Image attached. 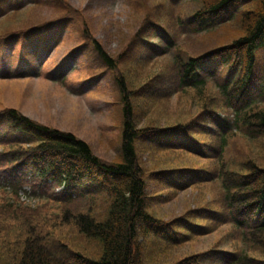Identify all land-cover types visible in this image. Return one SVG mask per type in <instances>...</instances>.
Instances as JSON below:
<instances>
[{
  "label": "rangeland",
  "instance_id": "374dc122",
  "mask_svg": "<svg viewBox=\"0 0 264 264\" xmlns=\"http://www.w3.org/2000/svg\"><path fill=\"white\" fill-rule=\"evenodd\" d=\"M14 4H18L19 12L11 13L7 20L2 18L6 15L5 10ZM245 7L240 2L234 5L229 10L232 12L229 20L235 22L239 11ZM153 9L160 14L171 11L174 23L169 19L160 27L151 24L145 30L147 17L155 14ZM192 9L191 3H173L172 0H0V42L6 38L3 36L7 31H16L11 36L12 41L5 43V46L0 44V52L13 53L10 65L12 74L0 73V233L7 234L13 230L9 231L12 237L6 240L7 249L11 251L6 253L7 257L15 259L20 254L22 240L29 229L34 233H47L57 241L62 238L79 250L92 248V245L71 224L61 225L64 227L55 230L51 228V216L56 206L54 201H41L39 196H26L23 192L16 195L2 185L5 180L10 184L18 183L17 175L10 174L18 162H10L7 157L13 148L22 147L9 139L11 134L8 132L9 121L4 116L5 111L14 108L37 122L72 132L86 140L103 161L114 163L119 160L122 142L123 94L117 78L123 74L129 82V93L135 92L136 95L135 119L139 127L159 126L164 129L176 123L192 124L196 120L194 127L199 131L200 138L197 148L204 151L189 152L179 147L163 149L157 146L164 145L169 136L164 137L161 143L153 138L147 142L140 141L143 143L139 151L144 155V166L150 171L146 172V176L151 173L157 176L148 181L147 189L148 195L153 197L155 215L168 221L189 215L191 210L197 208L220 207L222 189L213 183L187 184L178 190L171 187L184 184L192 170L199 175L200 170L211 171L215 167L217 157L210 147L215 148L217 138L210 131L200 132L204 126L199 127V124L212 125L211 121L215 120L217 114L224 116L232 113L226 109L224 97L215 85L209 83L203 89L181 88L178 85L174 55L187 59L211 50L210 53H214L216 49L230 45L240 30L234 22L202 34L192 33L189 28L185 30L180 25L181 19L186 18L185 15ZM151 19L152 22H161L156 17ZM45 23L53 26L43 31L41 25ZM32 26L39 28L37 32L26 33V29ZM23 34L26 38L22 37ZM91 37L100 41L105 50L125 66H108L95 51ZM262 39L264 44V37ZM38 40H41V47L35 45ZM19 41L23 46L26 44L25 47L30 46L28 51L33 53L29 55V61L22 63L26 73H18L22 61L15 62V53L20 50ZM147 42H150V47L144 45ZM261 46L259 69L253 76L251 91L254 94L258 87L263 91L261 107L264 109V45ZM38 49L40 51L36 52ZM211 58L204 56L206 67L201 73L210 75L223 69L219 74L225 78L228 69L211 62ZM150 81L161 92L158 96L154 88H146ZM142 87L144 90L141 92ZM211 109L218 110V113L209 112ZM229 131L226 159L235 162L232 166L253 160L264 167V137L252 139L254 137L249 135L247 127ZM166 167L182 168L184 172L174 179L156 172ZM29 170L18 167L16 172L27 176L30 175ZM167 180L169 187L164 189ZM198 215L200 218L194 219V223L209 226L210 229L212 227V232L199 234L197 230L193 231L183 246L169 249L158 238L151 239L152 251L147 255L161 256L166 264H172L212 250L231 252L242 248L238 232L231 224L214 228V222L204 221L202 214ZM12 258L7 259L8 264L14 261Z\"/></svg>",
  "mask_w": 264,
  "mask_h": 264
},
{
  "label": "trees",
  "instance_id": "16d2710c",
  "mask_svg": "<svg viewBox=\"0 0 264 264\" xmlns=\"http://www.w3.org/2000/svg\"><path fill=\"white\" fill-rule=\"evenodd\" d=\"M180 1L193 6L185 15L186 18H180V25L196 34L214 32L225 24H231L234 21L225 17L229 9L239 2L246 6L239 11L234 22L239 25L240 30L238 37L230 45L222 46L214 53H210L211 50L187 59L180 55L173 56L181 88L203 89L211 83L219 88L226 109L232 113L222 116L217 114L218 110L211 109L209 112L217 114L215 120L211 121L213 124H199V127L204 126L201 128L204 130L200 132L210 131L217 138L214 141L215 148L210 147L216 153L215 167L211 171L202 169L199 175L190 170L189 178L184 184L171 187L178 190L187 184L193 186L213 183L222 189L219 195L220 207L197 208L191 210L189 215L168 221L155 215L153 197L148 195L147 189L148 181L157 176L154 173L146 176V172L150 171L144 166V155L139 151L143 142L140 141L147 142L153 138L161 143L164 137L169 136L164 145L157 146L163 149L179 147L189 152L204 151L197 148L200 138L199 131L194 127L196 120L192 124L176 123L164 129L158 128L159 126L139 127L135 119L136 95L135 92L129 93V82L123 74L117 78L123 94L122 142L119 160L114 163L103 161L86 140L72 132L39 123L14 108L5 111L4 116L9 121L8 132L12 135H9V139L19 145L25 142L29 148H24L22 144V147L13 148L9 152L7 160L18 162L10 174L17 175L19 181L17 184H10L5 180L2 185L16 195L21 190L30 195L25 185L31 187V193L41 198L48 195L56 204L51 216V228L55 230L71 224L85 236L92 248L79 250L62 238L57 241L47 233H34L29 229L22 240V251L15 260L6 256L7 252H11L6 246L7 238L12 237L9 234V231L13 232L11 229L7 234L0 233V264H8L9 258L14 259L11 264H166L161 256L147 255L152 251L151 239L158 238L169 249L183 246L193 231L197 230L199 234L212 232V227L210 229L209 226L194 223V219L200 218L199 213L203 216L202 220L214 222V228L231 224L238 232L242 248L231 252L212 250L191 255L172 264H264V167L253 160H245L233 167L235 162L226 159L229 129L231 131L247 127L249 135L254 137L252 139L264 137V109L261 107L263 91L260 89L258 95L251 91L253 76L259 69L258 53L261 45H264V0H172L173 3ZM17 6L18 4L9 6L5 14L13 8L17 11ZM153 10L155 14H150L151 17H156L161 22L153 23L148 16L145 30L151 24L160 27L169 19L174 23L171 11L160 14L156 9ZM9 16L3 15V18L7 20ZM43 25L41 26L45 29L53 26ZM13 30L4 34L3 37L6 38L0 44L12 41L11 36L16 32ZM31 32L33 31H28V34ZM91 39L95 51L108 66H125L121 61L119 64L100 41L94 37ZM144 45L150 47V42ZM204 56H211V62L228 69V75L221 77L219 73L223 69L210 75L201 73L206 67ZM129 65L131 64H127ZM146 88L155 89V85L150 81ZM143 90L144 87L141 92ZM160 93L156 90L155 95ZM18 167L30 168V175L23 176L16 172ZM156 172L174 179L184 170L166 167ZM58 186H63V189L55 192ZM168 187L169 180L164 182V189ZM164 196L168 197L166 194Z\"/></svg>",
  "mask_w": 264,
  "mask_h": 264
}]
</instances>
